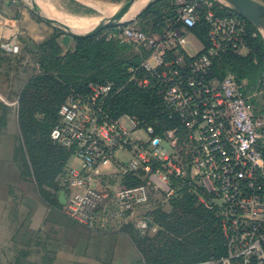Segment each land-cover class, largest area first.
Here are the masks:
<instances>
[{
	"label": "built area",
	"instance_id": "obj_1",
	"mask_svg": "<svg viewBox=\"0 0 264 264\" xmlns=\"http://www.w3.org/2000/svg\"><path fill=\"white\" fill-rule=\"evenodd\" d=\"M222 9L234 11L218 0L182 1L175 24L192 29L204 21L208 28V48L195 56L172 25L160 38L138 22L103 35L138 53L128 82L152 94L159 115L156 126L137 116L111 118L108 99L123 90L112 83L90 85L89 97L72 95L61 106L50 139L80 161L58 179L67 198L63 212L72 221L92 230L103 219L147 230L150 219L140 221L138 214L154 195L186 192L218 220L227 249L220 259L190 264H264V115L246 80L214 71L229 50L238 56L249 50L240 38L244 22L221 15ZM7 23L0 14V26ZM1 47L21 52L15 38ZM118 177L122 183L112 186ZM172 180L181 182L178 191Z\"/></svg>",
	"mask_w": 264,
	"mask_h": 264
},
{
	"label": "trees",
	"instance_id": "obj_2",
	"mask_svg": "<svg viewBox=\"0 0 264 264\" xmlns=\"http://www.w3.org/2000/svg\"><path fill=\"white\" fill-rule=\"evenodd\" d=\"M177 1L160 0L144 11L140 16V23L147 20L160 23L156 28H143L139 23L141 28L147 32L162 33L169 23H176L178 10L181 8ZM219 8L220 5H216V9ZM220 13L236 16L244 22L245 31L240 38L248 47L249 53L241 57L229 50L216 61L215 73L221 77L229 73L235 74L240 80L247 79L251 86L257 85L260 80L264 81V39L261 33L254 24L235 11L222 9ZM177 26L183 27L180 23ZM190 30L208 43V28L204 21H199ZM62 34L55 31L42 44H31L34 67L31 79L18 95L20 137L15 148V159L22 177L35 181L43 197L56 205L59 204L57 196L62 191L58 179L64 174L73 153L55 145L50 139V133L58 122L61 106L70 96L86 99L93 92L90 85L112 83L115 88L123 90L108 99L107 112L111 118L137 116L146 124L156 126V117L159 115L157 100L152 94L140 91L128 82V69L135 61L131 45L118 40L108 41L99 33L87 39L73 37L75 49L64 53L59 42ZM10 112L11 108L0 102V118L4 128L9 121ZM47 189L54 191L53 199H50L51 194ZM191 199L188 198L187 206L175 207L183 209L185 214V211L193 208L189 204ZM201 208L194 211L200 214L197 219L179 217L176 222H172L165 221L169 218L164 215L166 227L183 230L190 224L189 231L195 232L189 241L175 248L178 253L166 264H190L226 256L227 249L218 220L206 211L203 216H208L204 221ZM125 229L142 253L146 264H162L157 260L161 255L151 253L148 256L146 251L141 250V244L137 242L133 230L128 226Z\"/></svg>",
	"mask_w": 264,
	"mask_h": 264
},
{
	"label": "crops",
	"instance_id": "obj_3",
	"mask_svg": "<svg viewBox=\"0 0 264 264\" xmlns=\"http://www.w3.org/2000/svg\"><path fill=\"white\" fill-rule=\"evenodd\" d=\"M182 1L178 0L177 4L182 6ZM35 2L43 12L45 6ZM47 13L54 16L51 11ZM0 14L8 19L6 25L0 26V102L11 108L5 128L0 118V264H146L125 229L126 223L103 219L94 230L80 225L63 212L60 202L56 205L47 201L35 181L22 177L15 159L20 137L18 95L33 73L26 68L27 63L34 67L31 44H42L56 29L41 19L40 11L31 8L25 0H0ZM63 19L66 18L61 22L66 24ZM168 25L175 26L187 38L185 51L190 56L207 48L208 43L190 28L184 25L180 28L174 22ZM256 27L264 39V20ZM155 33L157 38L163 35V32ZM14 38L21 46L18 55L7 54L1 47ZM59 42L64 53L76 47L74 39L65 33ZM248 53L249 50L243 51L241 57ZM132 54L138 55L134 49ZM244 80L259 95L255 100L257 112L264 115V81L251 86ZM122 158L127 161L130 154ZM78 167L80 161L71 157L67 168ZM47 191L53 199L54 191Z\"/></svg>",
	"mask_w": 264,
	"mask_h": 264
},
{
	"label": "rangeland",
	"instance_id": "obj_4",
	"mask_svg": "<svg viewBox=\"0 0 264 264\" xmlns=\"http://www.w3.org/2000/svg\"><path fill=\"white\" fill-rule=\"evenodd\" d=\"M26 3L34 9L32 0H25ZM39 2L41 5L45 6L43 12L40 10L41 19L42 17H49L53 19H57L61 21L62 18L64 22L65 20L75 19L86 21V28L83 31H79L74 27L71 29L79 34H87L91 32L94 28L100 25L102 22L106 21L107 18L112 14L116 15L120 12V10L128 3V0H92V1H83V0H35ZM43 3V4H42ZM86 3V4H85ZM102 6L103 8H99ZM51 11L54 16L47 13ZM167 12V10L165 11ZM74 19V20H73ZM62 20V21H63ZM140 15L129 20L121 22V24H117L111 28H108L101 32L102 35L115 30L120 26L132 25L135 22L140 23ZM160 21L151 22L149 20L144 21L142 24L143 28H156L159 25ZM50 24V23H49ZM52 27H55L56 31H60L65 33L67 36L73 38V36L69 33L70 29H67L68 32L57 25L50 24ZM69 26V25H68ZM91 27V28H90ZM32 64L27 63L28 71L31 72L33 67ZM28 83V82H27ZM68 100V99H67ZM183 165L186 166V162L182 161ZM112 186L118 187L122 183V179L120 177L111 180ZM172 187L175 191H178L181 188V182L172 180ZM116 189V188H115ZM188 198L191 197L186 193L182 192L181 194L175 193L172 198H167L163 193L154 195L150 206L143 208L140 210L138 214V220L142 221L145 218H149L150 222L148 223L149 228L145 230L141 228L136 223H128L127 226L133 230V234L136 237V240L141 245V250L146 251L148 256L151 253L156 255H161L158 261H161L162 264H166L171 257H174L178 251L175 250L176 247H180L184 245L187 241H189L192 237L191 235L195 233L193 230L189 231V226L185 229L181 230L179 228L166 227L165 221L176 222V219L179 217L187 218V219H197L199 217V213H194V211L198 208V205L195 203L194 199H191L189 204L192 205V212L190 210L185 211L180 208H176L178 205H186ZM190 205V206H191ZM202 209V208H201ZM203 210V209H202ZM201 210V216L204 218V221L207 219L208 215H204L203 213H207L205 210ZM165 216H168L169 219H165ZM165 219V221H163ZM125 226V227H127ZM162 233V235H160ZM147 242H146V241Z\"/></svg>",
	"mask_w": 264,
	"mask_h": 264
},
{
	"label": "water",
	"instance_id": "obj_5",
	"mask_svg": "<svg viewBox=\"0 0 264 264\" xmlns=\"http://www.w3.org/2000/svg\"><path fill=\"white\" fill-rule=\"evenodd\" d=\"M33 1V7L37 11H40L39 6ZM83 1H90V0H83ZM132 1V0H131ZM160 0H153L151 1L137 16H141V14L149 9L151 6L155 5ZM225 5H227L229 8L237 12L239 15H241L243 18L254 24L255 26L260 25L264 20V5L254 1V0H218ZM129 12V9L125 7L122 9L118 14L111 16L110 18H107L106 21L102 22L100 25H98L92 32L87 34H76L70 30V34L75 38H92L97 36L102 31L111 28L117 24H121L123 22V18L126 16V14ZM42 19L50 24L57 25L61 28H64L66 32L67 29H70L66 24L62 23L61 21L49 17H42ZM59 202L61 205L65 206L67 204V198L64 191L60 192L59 195Z\"/></svg>",
	"mask_w": 264,
	"mask_h": 264
},
{
	"label": "bare ground",
	"instance_id": "obj_6",
	"mask_svg": "<svg viewBox=\"0 0 264 264\" xmlns=\"http://www.w3.org/2000/svg\"><path fill=\"white\" fill-rule=\"evenodd\" d=\"M151 1H153V0H132V1L128 0V3L122 8V9H124L125 7H127L129 9V12L123 18V21H126V20H129L131 18L136 17L141 12V10H143ZM111 16H112V14L108 18H110ZM65 23L67 24V26L69 25L68 27L70 28V30L72 32H74V31L71 29V27H74L75 29H78L79 31H83V30L87 29L86 28V24H87L86 21H81V20L75 19L74 21L65 20ZM74 33H76V32H74ZM76 34H79V33H76Z\"/></svg>",
	"mask_w": 264,
	"mask_h": 264
}]
</instances>
